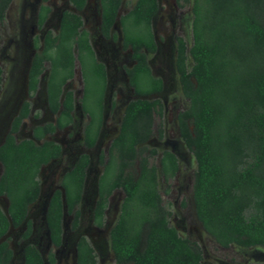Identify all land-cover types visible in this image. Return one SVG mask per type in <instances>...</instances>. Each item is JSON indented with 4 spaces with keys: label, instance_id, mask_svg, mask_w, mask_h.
<instances>
[{
    "label": "trees",
    "instance_id": "obj_1",
    "mask_svg": "<svg viewBox=\"0 0 264 264\" xmlns=\"http://www.w3.org/2000/svg\"><path fill=\"white\" fill-rule=\"evenodd\" d=\"M12 1L0 0V21ZM86 1L69 0L77 11L84 9ZM190 2L177 0L179 7ZM122 3L101 0V33L109 37L120 20L124 48H131L135 61L127 75L139 98L127 104L107 161L101 156L104 171L98 181L94 223L99 228L104 226L109 199L116 190H122L120 214L110 231L114 264H202V247L182 237L170 224V212L159 191V175L166 182L173 179L178 159L171 151H164L158 168L152 162L158 151L146 146L154 134L156 118L164 116L161 100L142 98L163 89L145 53L157 49L152 23L159 2L138 0L120 16ZM191 4L193 44L188 49L185 40L177 38L180 85L189 101L188 108L178 115V127L197 164L193 181L196 217L224 248L234 244L264 248V0H192ZM49 12L48 6H41L39 26ZM188 53L191 69L187 66ZM76 60L84 81L83 110L91 117L85 130L86 145L93 147L98 140L106 73L95 57L82 17L66 11L59 32L46 34L43 50L35 55L29 72V95L34 96L45 63H50L47 96L52 113L60 112L57 124L35 128L33 140L17 141L14 134L30 112L31 104L25 102L0 146V197L7 198L9 204L8 216L0 207V239L11 227L23 224V240L31 236L32 223L27 217L41 193L39 174L61 155L59 144L43 139L73 121V92H65L64 86L74 78ZM2 84L0 67V92ZM163 135L160 124L159 137ZM88 165V156H81L65 174L62 191H55L50 199L46 224L55 246L62 244L64 211L73 215V229L78 228L80 212L75 209L82 200ZM13 257L9 242H2L0 264H10ZM23 258V264H45L34 245L25 247ZM49 261L54 262L53 254ZM77 264H97L95 250L86 237L78 241Z\"/></svg>",
    "mask_w": 264,
    "mask_h": 264
},
{
    "label": "rangeland",
    "instance_id": "obj_2",
    "mask_svg": "<svg viewBox=\"0 0 264 264\" xmlns=\"http://www.w3.org/2000/svg\"><path fill=\"white\" fill-rule=\"evenodd\" d=\"M137 0H124L120 15L128 13ZM160 10L153 21V32L158 49L156 53L147 52L153 73L163 79L165 88L160 94L149 99H160L165 105L162 119L156 118L154 134L146 146L156 149L159 154L171 151L179 160V172L170 182L166 183L159 175V191L163 202L170 212V224L176 228L182 237L196 241L202 247L204 259L202 264H264V248H244L231 245L228 248L220 246L203 229L196 217L193 200L194 173L197 168L193 153L182 140L177 122V115L189 106L188 99L183 95L179 76L176 70L177 38L182 37L190 48L193 44L192 36V0L188 5L179 7L175 0H158ZM41 0H14L9 8L5 21L0 22V67L3 70V84L0 92V144L7 134L10 122L21 103L28 98L27 78L31 58L35 49L33 39L42 35L37 29V13ZM52 12L48 19L46 30L58 31L62 13L73 8L68 0H51ZM85 28L90 33V39L100 62L108 69L107 93L105 95V128L97 147L87 151L83 144V132L88 122L87 116L81 109L83 95V78L79 64H76L75 76L68 82L66 91H73L76 100L74 125L55 135L47 136V140H54L63 146L62 157L45 166L40 173L41 197L30 207L29 219L33 222L32 237L24 241L22 234L26 226L11 228L5 241H8L14 252L11 264H23V253L26 245H34L49 263V256L54 253L57 264H76V243L79 237L85 236L93 246L97 255V264H114V254L111 249L110 231L115 225L124 197L122 190H116L110 199L106 212L105 223L98 228L93 221V209L97 201V181L103 171L98 162L101 151H106L111 141L118 135L121 117L126 105L139 97L128 84L125 68L133 64L131 52L122 47V31L119 21L115 25V39H104L99 31L100 0H89L87 8L81 13ZM187 66L192 67V59L188 53ZM49 70L46 69L40 88L31 99L32 114L24 123L18 140L32 137V129L37 125L53 122L55 117L49 112L46 98V83ZM116 100V109L112 111L111 101ZM17 112V111H16ZM117 113V114H116ZM163 126L164 135L159 137L158 129ZM90 152L92 164L88 171V178L84 198L78 209L81 211L80 228H71L73 217L64 216V245L53 249L45 223L47 201L54 190L59 189L61 179L69 171L79 154ZM152 162L160 167V156ZM138 170L136 165L133 169ZM2 167L0 165V175ZM42 198V199H41ZM8 200L0 197V207L4 212L8 209Z\"/></svg>",
    "mask_w": 264,
    "mask_h": 264
},
{
    "label": "flooded vegetation",
    "instance_id": "obj_3",
    "mask_svg": "<svg viewBox=\"0 0 264 264\" xmlns=\"http://www.w3.org/2000/svg\"><path fill=\"white\" fill-rule=\"evenodd\" d=\"M13 1H14V0H13ZM13 1H12V2H13ZM123 1H124V0H123ZM137 1H138V0H137ZM137 1H136V2H137ZM175 1H176V3H177V0H175ZM68 2H69V0H68ZM88 2H89V0L86 1V5H85V7H84V9H83L82 11H77V10H75L74 7H73V6L70 4V2H69V4L72 6L73 10H72V11H70V10H66V11H70V12L77 13V14H79V15L82 17L81 13L87 8ZM136 2H135V4H136ZM158 2H159V1H158ZM50 3H51V0H48L47 2H43V1L41 0V4H40V7H39V10H38V13H37V29L40 30V31L42 32V35H40V36H35L34 39H33V45H34L35 53H34V56L31 58V61H30V65H29L28 71L26 72L28 98H27L26 100H24V101L21 103V105H20V107H19L18 110L16 109L17 112L15 111V114H13V118H12V120H11V122H10L9 130H8V132H7V134L10 132V130H11V126H12V122H13V120L17 117V115L19 114V112H20V110H21V108H22V105H23L25 102H30L31 107H30L29 115H28V117H27L26 119H24V120L22 121V124H21V126H20L18 132L14 134L15 137H16V139H17V141H22V140H18L17 136H18V134L20 133V131H21V129H22L24 123L30 118V116H31V114H32V102H31V99H32L33 97H35L36 94L38 93L39 88H40V84H41V81H42V77H43V75H44L46 69L49 70V66H50V63H49V62H46V63H45V67H46V69H45L44 72L40 75L37 91L35 92L34 96H30V95H29V86H28V85H29V72H30V69H31V66H32L33 59H34V57H35V55H36L37 53L42 52V50H43L44 38H45L46 34H47L49 31L53 32L52 30H48V29L46 30V29H45V28H46V25H47V22H48V19L50 18V15H51V12H52V7H51ZM11 4H12V3H11ZM11 4L9 5V7H8V9H7V11H6L5 19H6V17H7V14H8V11H9V8H10ZM42 5H46V6H48V7L50 8V12H49V14H48V16H47V19H46V21L44 22V24H43L42 26H39V13H40V8H41ZM122 5H123V3H122ZM177 5H178V4H177ZM121 7H122V6H121ZM133 7H134V6H133ZM120 9H121V8H120ZM159 10H160V6H159ZM66 11H64V12H66ZM64 12H63V13H64ZM101 12H102V11H101V0H100V23H99V31H100V34H101V36H102L104 39H106V40L115 39V35H116V34L114 33L115 25H116V23H117L118 21H119V23H120V20L118 19V20L116 21V23L113 25V27L111 28L109 37H105V36H103V34L101 33ZM158 12H159V11H158ZM63 13H62V15H63ZM126 14H127V13H126ZM157 14H158V13H157ZM119 15H120V12H119ZM124 15H125V14H124ZM120 16H121V15H120ZM155 17H156V16H155ZM155 17H154V19H155ZM61 18H62V16H61ZM5 19H4L3 21H5ZM154 19H153V21H154ZM82 20H83V17H82ZM3 21H0V22H3ZM60 22H61V20H60ZM120 25H121V24H120ZM152 28H153V23H152ZM59 29H60V24H59V27H58V31H57V32H53V33H54V34H57V33L59 32ZM83 29L86 30V31L89 33V31L85 28L84 20H83ZM121 31H122V27H121ZM153 33H154V32H153ZM122 38H123V32H122ZM180 38H182V37H180ZM89 41H90V44H91V46H92V49H93V51H94V54H95V57H96L97 61H98L99 63H101V64L104 66L105 73H106V87H105L104 98H103V122H102V126H101V130H100V133H99L98 140H97V142L95 143V145H94L93 147H88V146L86 145V141H85V130H86V127H87L88 123H89L90 120H91V117H90L89 114L85 113V111L83 110V106H82V99H83V95H84V88H83V95H82V98H81V109H82L83 113H84V114L87 116V118H88V122H87V124L85 125L84 132H83V144H84V146H85V148H86L87 151L93 150V149H95V148L97 147V145H98V143H99V141H100V139H101L102 133H103V131H104V128H105V109H106V108H105V100H106L105 95H106V93H107V77H108V69H107V66H106L104 63H102V62H100V61L98 60V58H97V54H96V52H95V49L93 48V45H92V42H91V39H90V33H89ZM155 41H156V38H155ZM37 42H38V43H37ZM156 44H157V42H156ZM186 44H187V43H186ZM122 47H123L124 50H129V51L131 52V60H132L133 64H132L131 66L125 68V73H126V76H127V79H128V84H129V86L133 89V91H134V93H135L134 88H133V87L130 85V83H129V77H128V75H127V70H130V69H132V68L135 66V61H134L133 58H132L133 53H132L131 48H128V49L124 48V41H122ZM157 49H158V45H157ZM157 49H156V51L153 52V53H156V52H157ZM188 49H189V48H188ZM177 51H178V43H177V50H176V70H177V73H178V69H177ZM147 52H148V51L145 50L146 55H147ZM187 55H188V54H187ZM75 56H77V52H76V51H75ZM147 60H148L149 67H150V69H151V66H150V63H149L148 56H147ZM76 64H79V62H78L77 60H76V62H75V68H76ZM79 66H80V64H79ZM80 69H81V68H80ZM151 72H152L153 76H155L156 78H158V79H160V80L162 81L163 89H162V91L160 92V93H162V92L164 91V88H165V84H164L163 79L157 77V76L153 73L152 69H151ZM81 74H82V73H81ZM49 75H50V70H49ZM49 75H48V79H49ZM74 76H75V75H74ZM178 76H179V73H178ZM71 80H72V79H71ZM68 82H69V81H68ZM179 82H180V76H179ZM47 84H48V80H47V83H46L47 107H48L49 112L55 117V119H54L53 122H49V123H45V124H42V125H37V126H35V127L32 129V137H31V138H26V139H32V140H33V139H34V137H33V131H34L35 128H37V127H39V126H44V125H47V124H53V125H56V124H57V118H58L60 112L54 114V113H52V111L50 110V106H49V103H48V96H47ZM67 84H68V83H67ZM67 84H66V85H67ZM83 84H84V81H83ZM66 85L64 86V91H65V92H68V91H66V89H65ZM180 86H181V85H180ZM181 90H182V89H181ZM70 91H71V90H70ZM71 92H73V91H71ZM160 93H158V94H160ZM135 94H136V93H135ZM155 95H157V94H155ZM73 96H74V110L72 111V116H73V121H72V123H71L70 125L66 126V127L63 128V129H56L55 132L52 133V134H47V135L44 137L43 141L47 140V139H46L47 136L55 135L56 133H58V132H60V131L67 130V129L71 128V127L74 125V123H75L74 114H75V112H76V100H75L76 98H75V94H74V92H73ZM63 98H64V95L62 96L61 100H63ZM159 100H160V99H159ZM132 101H133V100H132ZM130 102H131V101H130ZM162 103H163V102H162ZM126 106H127V105H126ZM163 107H164V113H165V105H164V103H163ZM125 108H126V107H125ZM111 109H112V111H114V110L116 109V100H115V99H113V101H111ZM60 111H61V110H60ZM124 111H125V110H124ZM181 112H182V111H181ZM179 113H180V112H179ZM179 113H178V115H179ZM116 114H117V113H116ZM178 115H177V122H178ZM123 116H124V112H123L122 117H121L120 127H121V124H122ZM154 129H155V125H154ZM178 129H179V127H178ZM119 132H120V128H119ZM119 132H118V134H119ZM179 133H180V132H179ZM7 134L5 135V137L7 136ZM158 134H159V129H158ZM117 136H118V135H117ZM117 136H116V137H117ZM5 137H4V139H5ZM116 137H115V138H116ZM115 138H114V139H115ZM4 139H3L2 142H4ZM114 139H113V140H114ZM23 140H25V139H23ZM113 140L111 141V143H110V145H109V147H108V149H107L106 151H101V152L99 153V156H98V162H99L101 165H102V163H101V156H102V155L104 156V160H105V162H106V161H107V158H108L109 149H110V146H111ZM49 141H54V140H49ZM54 142H56V141H54ZM37 143H41V142H37ZM56 143L59 144L60 147H61V155H60V157H59L58 159L52 160L49 164H51V163H53V162L59 160V159L62 157V155H63V146H62L60 143H58V142H56ZM162 153H163V152H162ZM162 153H161V154H162ZM172 153H173V152H172ZM161 154H159L158 156L161 157ZM174 154H175V153H174ZM83 155H87V156H88V158H89V165H88L87 170H86V177H85V184H84V190H83L82 200H83V198H84V194H85V190H86V184H87V178H88V171H89V168H90V166H91V164H92V156H91L90 152H84V153L79 154V156L77 157V159H76V161H75V164H74L73 167L69 170V171H71V170L75 167V165L77 164L79 158H80L81 156H83ZM175 155H176V154H175ZM176 157H177V156H176ZM177 159H178V157H177ZM49 164H47V165H45V166H48ZM0 165H1V164H0ZM45 166H44V167H45ZM102 166H103V165H102ZM1 167H2V165H1ZM44 167H43V168H44ZM43 168H42V169H43ZM41 171H42V170H41ZM69 171H67V172L64 173V175L62 176V179H61V183H62V180H63L65 174L68 173ZM103 171H104V166H103ZM103 171H102V173H103ZM178 172H179V160H178V171H177L176 175L174 176V178L177 176ZM2 173H3V167H2ZM2 173H1V175H2ZM40 173H41V172H40ZM1 175H0V177H1ZM101 175H102V174H101ZM101 175H100V176H101ZM39 177H40V174H39ZM99 178H100V177H99ZM99 178H98V181H99ZM162 178H163V177H162ZM174 178H173V179H174ZM163 179H164V178H163ZM173 179H171V180L168 181V182H166L165 179H164V181H165L166 183H170ZM39 180H40V178H39ZM98 181H97V192H98ZM40 183H41V181H40ZM57 190H61V191H62V187H61V185H60V188H59V189H56V190L53 191V193L51 194V196H50L49 199H51L52 195H53L54 192L57 191ZM41 193H42V189H41ZM41 193H40L39 198L41 197ZM113 194H114V193H113ZM97 195H98V193H97ZM111 197H112V196H111ZM111 197H110V199H111ZM39 198H38V200H39ZM41 199H42V198H41ZM97 199H98V198H97ZM110 199H109V203H110ZM38 200H37V201H38ZM82 200H81V202H82ZM37 201H36V202H37ZM36 202H35V203H36ZM49 202H50V201H49ZM81 202H80V204H81ZM80 204H79V205H80ZM48 205H49V204H48ZM79 205H78V206H79ZM95 205H96V202H95ZM95 205H94V209H95ZM78 206H77V209H75V210H78V211L80 212V220H79L78 228L73 229V227H72V225H71V228H72L74 231L78 230V229L80 228V224H81V214H82V213H81V211L78 209ZM108 206H109V204H108ZM47 208H48V206H47ZM94 209H93V221H94ZM107 209H108V207H107ZM29 212H30V209H29ZM29 212H28L27 220H30V219H29ZM65 212H66V211H65ZM106 212H107V210H106ZM106 212H105V213H106ZM66 213H67V212H66ZM66 213H65V214H66ZM67 214H68V213H67ZM71 216L73 217V215H71ZM73 219H74V217H73ZM30 221H31V220H30ZM72 222H73V220H72ZM31 223H32V233H31V236L29 237V239L32 237V234H33V222L31 221ZM45 223H46V219H45ZM94 224H95V223H94ZM23 225H25V224H23ZM23 225H22V226H23ZM25 226H26V225H25ZM46 227H47V224H46ZM98 228H99V227H98ZM62 229H63V239H62V244H61L60 246H55V245H53V243L51 242L50 234H49L48 227H47V231H48V234H49L50 243H51L53 249H59V248H61V247L64 245V216H63V222H62ZM25 230H26V228H25ZM81 237H85V236H81ZM81 237L78 238L77 243H76V264H77V244H78V241L80 240ZM22 239H23V238H22ZM29 239H28V240H29ZM24 241H27V240H24ZM88 241H89V240H88ZM89 242H90V241H89ZM28 245H32V244H28ZM26 246H27V245H26ZM92 247H93V246H92ZM223 248H224V247H223ZM51 254H53V256H54V262H53V263H50V261H49V263H50V264H57V257H56V255H55L54 253H51ZM203 257H204V252H203ZM43 259H44V258H43ZM44 261H45V260H44ZM10 264H11V263H10Z\"/></svg>",
    "mask_w": 264,
    "mask_h": 264
},
{
    "label": "water",
    "instance_id": "obj_4",
    "mask_svg": "<svg viewBox=\"0 0 264 264\" xmlns=\"http://www.w3.org/2000/svg\"><path fill=\"white\" fill-rule=\"evenodd\" d=\"M142 98H143V99H149V97H142ZM2 143H3V142H2ZM2 143H1V144H2ZM1 144H0V146H1ZM97 193H98V192H97ZM63 199H64V197H63ZM49 201H50V199L47 201V206H48V204H49ZM47 209H48V208L46 207V213H47ZM4 213L8 216V209H7V211L4 212ZM46 213H45V219H46ZM65 213H66V212L64 211V216H65ZM11 228H13V227H11ZM11 228H10V229H11ZM9 231H10V230H9ZM7 234H8V233H7ZM5 237H6V236H5ZM5 237H3L2 239H0V244H1L2 242L5 241V240H4Z\"/></svg>",
    "mask_w": 264,
    "mask_h": 264
}]
</instances>
